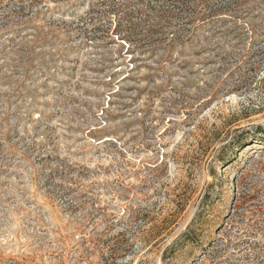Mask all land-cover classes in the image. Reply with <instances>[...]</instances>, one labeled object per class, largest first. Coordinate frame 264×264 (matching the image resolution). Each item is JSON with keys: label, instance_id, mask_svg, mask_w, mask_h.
Instances as JSON below:
<instances>
[{"label": "rangeland", "instance_id": "1", "mask_svg": "<svg viewBox=\"0 0 264 264\" xmlns=\"http://www.w3.org/2000/svg\"><path fill=\"white\" fill-rule=\"evenodd\" d=\"M0 264H264V0H0Z\"/></svg>", "mask_w": 264, "mask_h": 264}]
</instances>
